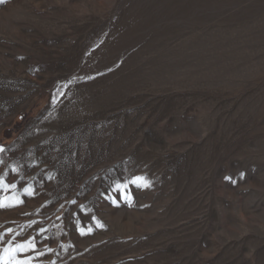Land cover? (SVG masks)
I'll use <instances>...</instances> for the list:
<instances>
[{
    "label": "rangeland",
    "instance_id": "obj_1",
    "mask_svg": "<svg viewBox=\"0 0 264 264\" xmlns=\"http://www.w3.org/2000/svg\"><path fill=\"white\" fill-rule=\"evenodd\" d=\"M0 146V264H264V0H2Z\"/></svg>",
    "mask_w": 264,
    "mask_h": 264
},
{
    "label": "snow or ice",
    "instance_id": "obj_2",
    "mask_svg": "<svg viewBox=\"0 0 264 264\" xmlns=\"http://www.w3.org/2000/svg\"><path fill=\"white\" fill-rule=\"evenodd\" d=\"M0 2H2V0H0ZM5 151V149L2 147V146H0V153H2V152H4ZM0 183H2V180H0ZM131 183H133V184H138V185H140V186H142V187H145V188H147V187H150L151 185H150V182H148L144 177H142V176H137L134 180H132L131 181ZM8 187H11V188H15L16 187V185L15 184H12V185H8ZM117 187L118 188H127V184H124V185H117ZM74 203V202H73ZM5 205L4 204H2V203H0V207H4ZM102 226V225H101ZM29 246H32V247H34V245H32L31 244V242H29ZM19 247V249L21 250V251H23V250H25V245H19L18 246Z\"/></svg>",
    "mask_w": 264,
    "mask_h": 264
}]
</instances>
